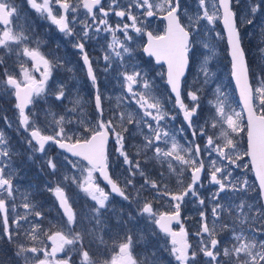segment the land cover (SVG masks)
Segmentation results:
<instances>
[{
	"label": "snow or ice",
	"instance_id": "1",
	"mask_svg": "<svg viewBox=\"0 0 264 264\" xmlns=\"http://www.w3.org/2000/svg\"><path fill=\"white\" fill-rule=\"evenodd\" d=\"M241 3L242 0H195L193 9L186 0H107V3L105 0H27L29 7L41 19L54 24L79 54L93 90L97 113L95 122L81 118L83 100L77 93L70 100L72 107L66 108L64 114L45 110L52 132L45 134L37 124V113L27 109L41 99L47 103L49 96L64 103L68 98L66 85L56 81L53 88L49 82L54 71L65 67L66 62L57 56L49 58L51 54L42 52L41 40L34 38L35 30L30 25L14 23L19 10L13 0H0V88L10 90L15 98L19 128L28 133L27 158L34 160L37 153L45 156L47 146L55 144L63 153L70 154L64 156V161L73 170L72 175L65 174L62 180H57L55 186L45 184V189L57 201L60 217L57 224L49 222L45 229L41 223L44 214L37 210L28 194L20 204L16 203L19 188L14 185V179L19 170L13 163L17 154L0 131V225L2 235L9 242L21 234L30 242L17 245L16 255L25 264L30 261L71 264V257L57 258L58 253L66 250H78L81 264H95L84 241L91 238L89 243L106 246V232L112 233L113 255L105 264H159L160 248L143 232L137 239L134 228L141 219L147 221L153 236L162 234L166 238L160 247L175 264H264V76L259 77L256 87L250 84L249 66L238 29L239 22L254 26L257 18L264 16V0H247L242 20L238 11ZM111 16L118 18L115 25L109 22ZM153 20L164 25L159 34L149 30ZM221 20L230 48L231 76L243 107L240 111L232 108L222 86L217 85L214 100L209 101L210 116L199 124L203 111L202 88L189 87L186 95L190 103H186L182 78L197 43L211 52L203 37L214 32L217 21ZM101 33L110 37L107 47L102 49V71L105 74L115 71L122 89L116 97L117 111L107 120L99 77L87 50L88 42L98 40ZM132 33L146 37V42L137 48L154 58L156 64L167 66L166 74H161L166 75L165 93L155 92L154 81L148 79L137 62V49L131 46ZM33 43L35 47L31 46ZM261 53L264 54V49ZM12 54L18 62L19 75L8 66L7 60ZM209 58L205 56L200 65L204 84L211 83ZM27 61H31V68L26 66ZM35 72L40 73L39 79ZM173 98V108L167 109L166 104L172 103ZM133 104L135 108L131 107ZM176 109L179 111L175 112ZM245 112L247 149L241 152L237 137L244 130ZM69 113L76 114L77 118H71ZM180 114L183 115L181 125L169 126ZM4 121L12 126L7 117ZM130 125L133 127L129 128ZM125 133L140 137L141 142L135 145V157L128 152ZM177 136L183 137L185 143H180ZM110 139H114L115 152L122 158L127 172L122 181L109 175ZM245 158L248 162L242 163ZM153 160L161 166L167 164V173L161 171L158 179L150 178L143 166ZM59 163L54 157L47 158L49 175H56ZM44 166L41 165V171ZM237 169L254 172L258 181L255 203L250 202L253 197L249 193L256 189L236 174ZM96 173L103 177L110 191L96 182ZM137 177L143 178L138 189ZM173 177L175 188L167 182ZM69 182L93 202L82 212H77L66 191ZM130 189L135 190V196ZM142 191L155 195L149 200L142 197ZM113 195L127 202L130 210L125 213L123 207L112 206ZM160 200L167 205L165 211L155 208L154 202ZM189 203L199 215V227L193 234L195 244L190 243L182 223L183 209ZM113 219L115 228L110 223ZM173 222L180 225L179 231L173 230ZM256 223L260 224L259 228ZM152 225L158 233L151 229ZM137 244L144 247L142 252L134 254Z\"/></svg>",
	"mask_w": 264,
	"mask_h": 264
},
{
	"label": "rangeland",
	"instance_id": "2",
	"mask_svg": "<svg viewBox=\"0 0 264 264\" xmlns=\"http://www.w3.org/2000/svg\"><path fill=\"white\" fill-rule=\"evenodd\" d=\"M16 7L19 10V17L14 19L15 24L19 25H30L34 30V38L38 37L41 40V51L44 52L46 55H49V58H52V56L60 57L62 60H64L66 63L65 67L59 68L54 71V77L53 80H51L49 83L52 85V87H55V82L60 81L63 82L66 85V91L68 94V98L64 100L63 104H60L59 102H56L54 100V96H49L47 99V103L45 100L41 99L36 103L32 108L30 109V112L37 113L38 120L37 124L38 126L44 131L45 134H52L51 129L49 128V120L45 118L44 112L45 110H50L52 112L57 113L58 115L64 114L66 108H71L72 104L70 103V100L78 93L79 96L83 100V112L81 114V118L84 120H91L95 122L97 116L93 107V90L91 88L90 82L83 76L80 75L79 72L76 71L75 68L77 67V64L74 60L76 58L75 56V50L71 47L70 43L65 44V47L70 50L66 51L65 53L61 54L57 50H54L52 48H48L47 43V20L41 19L37 13L29 7L27 4V0H13ZM105 3H107V0H105ZM186 3H190L192 5V8H195V0H186ZM247 3V0H242L241 6L239 8V17L242 20L246 8L245 5ZM264 17V16H261ZM260 16L257 18L256 21ZM117 19L115 16L110 17V23L115 25L117 22ZM250 25H248L246 22H239L238 23V29H243L246 31L249 28ZM253 26V25H251ZM152 31L159 34L163 31V27L159 22H152L149 26ZM249 31V30H248ZM219 33V35H217ZM248 34L247 32H244ZM134 37V41L132 42L131 46L136 49L137 45L143 43L142 37H137L135 33H132ZM242 37V34H241ZM204 40L207 41L211 52L208 49H205L203 47L202 43H197L195 45V51H193L190 54V66L188 70V74L186 76V79H184V87H185V94H187V90L189 87L195 89V88H202V91L200 92V101L202 105V113L201 117L198 120L199 124H202L204 120L208 119L210 116L211 106L209 104L210 100H214V90L217 87V85L222 86L223 91L227 95V103L234 108L236 111H240V107L236 98V94L232 85V82L229 78V67H228V60L226 58V52L227 50L223 45H221V42L223 44V33L222 29L219 26V21H217L215 25V31L210 33L208 36L203 37ZM110 39L109 36L105 33L100 34V38L98 40H91L93 42V46L96 47V53L98 56V59L102 61V64L104 65V61L102 59L103 57V50L107 47V40ZM32 47H35V44L33 43L31 45ZM205 56H209L210 58L207 61V68L209 72L212 74L211 76V83L204 84V74L200 71V65L204 61ZM137 62L140 64V66L143 68L144 72L148 74V79L154 81L155 84V92L157 94H163L165 93V78L164 74V68L160 66H156L153 64L151 60H147L144 58V56L141 53V48H138V51L136 52ZM9 59H12L13 65H17V71L16 74L19 75V65L16 61L15 54H12ZM9 59L7 61H9ZM23 59V58H22ZM27 67L31 68V61H27L26 64ZM71 68L72 71H68V69ZM100 73H102V77L104 81L108 84V87L101 90L103 93L105 104L103 105L105 112H107V109L109 110L108 116H112L114 112L117 111L116 109V97L121 94V87L116 79V72L113 71L110 74H105L102 71V68H99ZM35 77L37 79L40 78V73L35 72ZM2 79V77H0ZM252 86L256 87L259 83V77L256 75L254 77V80L252 81ZM10 91V90H9ZM6 91L5 89L0 88V98L5 104H0V115L1 120L0 122H4V117H7L9 121H11L12 126L11 128L14 130V134L16 136V142H15V150H13L17 155L14 157V163L13 167L18 169V174L16 175L14 179V185L19 188V192H17V199L16 203L20 204L23 200V196L25 194L29 195V199L32 203L37 205V210L43 212L44 214V220L41 222L42 226L47 229L49 227V222H52L53 224H57L59 222V215H58V206L57 201L55 197L48 192L45 189V184H51L52 186H55V183L57 180H62L63 176L65 174L72 175L73 170L71 168V165H66V162L64 161V156L62 153L57 151L54 148V144H51L50 146H47V155L41 156V154L37 153L35 154L34 160H29L27 158L28 156V150L25 143V139L28 137V133L25 132L23 129L19 128L18 124V115L15 112L14 103L13 100H11V104L9 103V97L10 92ZM185 98L187 100V95H185ZM165 100H167V96L165 95ZM188 101V100H187ZM190 103V101H188ZM132 108H135V105L133 104L131 106ZM167 109H172L173 104H166ZM15 114L16 117H12V115ZM118 114V112H117ZM69 116L73 119L77 118L76 114L69 113ZM174 123V122H172ZM71 127L75 128V125H72ZM133 126H129V128H132ZM179 125H177V128ZM242 127L243 131L240 133V135L237 137L240 151H245V124L244 119L242 120ZM9 129L8 124L4 123V129ZM3 129V128H2ZM81 131L83 130V127L81 126ZM211 129H209V132L211 133ZM10 133V131H8ZM127 136V145L129 149V154L135 157L136 153V147L135 145L139 144L140 137L139 136H132L130 133H125ZM177 139L180 141V143H185L184 139L180 136H177ZM114 140V139H113ZM203 143V141H202ZM201 143V144H202ZM152 153L150 152L149 155ZM48 157H54L57 161L60 163L58 164V172L55 176L49 175V170L46 168V160ZM137 159H140V157H136ZM73 159V158H72ZM75 160V159H74ZM247 158L244 159L242 163H247ZM123 163V162H122ZM41 165L44 166V170L41 171ZM145 168V171L152 179H158L160 172L164 171L167 173V164L161 166L157 164L154 160L150 161L143 165ZM123 171H121L120 176H126L127 172L125 170V167L123 166ZM125 173V174H124ZM79 175V173H76ZM236 174L241 176V179L246 178L248 180V183L253 186V188L256 189L254 180L252 178L251 170H242L237 169ZM206 179V177H205ZM169 183V186L172 188H175L176 186V178L173 177L171 180L167 181ZM143 183L142 177H137L136 179V187L137 189L140 187V185ZM66 191L68 192V195L71 198V201L74 204L75 209L77 212H82L85 209L86 205H90L93 202L89 200L87 197L84 196L82 192L79 191V189L76 187V185L71 184L70 182L66 185ZM131 195L135 196V190H130ZM155 193L149 192V191H142V197H146L147 199L151 200ZM207 195V193H205ZM253 199L250 201L252 203H255L258 200V193L257 189L256 191H251L249 193ZM191 204V203H190ZM155 207H157V211L159 209L167 208V205L164 203L163 200H160L159 202H154ZM192 205V204H191ZM116 209L122 208L119 201L118 204H113ZM127 208L125 209V213L130 210L128 204L126 205ZM193 206V205H192ZM19 211L23 213V208H20ZM209 215H210V207L208 209ZM109 216H111V213H109ZM29 219H33V217H30ZM182 223L184 224L185 228L190 227L191 230H197L199 227L198 221H199V215L198 213L193 209L187 216L182 217ZM192 221V222H191ZM110 223L113 228H115V220H110ZM257 228L260 227L259 223H256L255 225ZM28 225H25V228H27ZM150 226L148 225L147 221L144 219L139 220V222L136 224L134 231L137 233V239L139 238L140 232H143L149 241L154 242L157 247L160 248V251L158 255H164L167 252L163 250L161 245H163L162 238L157 235L153 236L151 234V231L149 230ZM152 230L155 229V226H151ZM55 230V229H53ZM137 230V231H136ZM23 230H21L22 232ZM223 234V233H222ZM226 236L227 234L224 233ZM91 238H86L84 243L86 249L89 251L90 256L95 261V264H105V261L110 260V256L113 255L112 251V233L106 232L104 234V240L107 242V245H99L98 242H92L89 243ZM14 241L16 244V250L17 245L20 243L29 244L30 242L25 238L23 234H21L18 237H14ZM43 246V245H41ZM50 248V244L48 245ZM143 244H137L136 248L134 250L136 253L142 252L143 250ZM78 248V246H77ZM151 250V249H150ZM99 255V256H97ZM40 257L43 258L42 253L40 254ZM71 257V264H81V258L79 255V251L70 252L66 250L65 252H61L57 254L58 259H68ZM21 261L25 264V261L22 257H20ZM29 264H36L35 261H30ZM159 264H163L162 261H159Z\"/></svg>",
	"mask_w": 264,
	"mask_h": 264
},
{
	"label": "flooded vegetation",
	"instance_id": "3",
	"mask_svg": "<svg viewBox=\"0 0 264 264\" xmlns=\"http://www.w3.org/2000/svg\"><path fill=\"white\" fill-rule=\"evenodd\" d=\"M156 21L159 22L162 27H164L163 23L161 21H159V20H153L152 22H156ZM219 26H220V24H219ZM47 27H48L47 28L48 34L46 33V36H47V43H46V45H47V47L48 48H52L54 50H57L61 54L65 53L66 51H70V50H68L65 47V44L69 43L68 40L63 36V34H61V33L58 32L56 26L54 24H52L50 21H47ZM149 30H151L150 27H149ZM242 32H243V30H240V35H241ZM142 38L144 40L143 43L146 42L145 37H142ZM136 49L138 51V48H136ZM87 50L89 52L90 58L93 61V66L97 70V74H98L99 81H100V85H101V90H103L106 87H108V84L104 81V79L102 77V73H100V71H99V68H103V64H102V61H100L98 59V56H97V53H96V47L93 46V42L92 41H89L88 42V44H87ZM141 53H142V48H141ZM75 56H76V58H74V60H75V62L77 64V67H78V68H75L76 71L79 72L81 76L85 77L88 80L87 74H86V69L83 66V62L80 59L79 54L75 52ZM144 58H146L147 60H151L153 62V64H154V61H153V59L151 57H145L144 56ZM7 63H8V66L10 67V69H15V71H17V65H13L12 59H9V61H7ZM156 66H160V67L164 68V66H161V65H156ZM53 77H54V73H53ZM165 87H167L166 84H165ZM183 87H184V81H183ZM184 89H185V87H184ZM165 91H166V88H165ZM185 95L186 94L184 92V98H185ZM11 100H13V103L15 105L14 96L10 92V97H9V100H8L10 104H11ZM185 102L188 103V101L186 100V98H185ZM0 104L1 105L2 104H5L1 100V98H0ZM104 104H105V101L103 100V105ZM172 104L174 105V101L172 102ZM94 106H95V102H94V98H93V107ZM15 112L17 113L16 109H15ZM107 112L109 113V110L108 109H107ZM107 112H105V110H104V119H106V120L111 117V116H108V113ZM175 112H178V111L175 110ZM95 113H96V109H95ZM96 116H97V113H96ZM12 117L14 118V117H16V115L13 114ZM0 120H1V115H0ZM182 122L183 121H182L180 115H178L177 116V119L174 121V123L170 124L169 126H173L174 125L175 127H177V125L180 126ZM4 123H5V121L3 123L0 122V131H3L4 132L5 136L7 137V139L9 140V142L11 144L12 149L15 150L16 136L13 135L14 134V130L11 127H9V129H7V128L4 129ZM8 131H10V133H8ZM188 136H189V138L191 137V132L190 131L188 132ZM201 143H202V141H201ZM108 150H109V153H110V155H109V163H110L109 175H111L113 179L122 181L124 179V177H125V176H123V177L120 176L121 171L124 172L122 158H118V156H117V154L115 152V145H114V140L113 139H110V142H109V145H108ZM128 152H129V149H128ZM95 176H96V182L100 185V187L104 188L105 191H110V189L107 186V184H105L98 177V174L97 173L95 174ZM118 201H119L121 207H123L125 209L127 208V206H126L127 205V202L122 201L120 197L113 195L112 205L113 204H116V203L118 204ZM156 202H159V201H156ZM155 208L157 209V207H155ZM165 210H166V208L159 209V211H165ZM192 210H193V206L190 203L187 204L185 206V208L183 209L182 217L187 216L189 214V212H191ZM179 227H180L179 224H175L173 226L174 231H179ZM185 229L189 233V241H190V243L195 244L196 240H195L193 234L196 232V230H191L190 227L185 228ZM155 231L158 233V230H155ZM158 235L162 238L163 243H165L166 242V238H164L162 234H158ZM222 236H225L224 233L222 234ZM140 251H142V250L140 249ZM135 253H136V251H135ZM97 256H99V255H97ZM111 256H110V258H111ZM159 256L161 257L160 260L162 261L163 264H169V262H171V264H175V262L168 255V253H166L164 255H159Z\"/></svg>",
	"mask_w": 264,
	"mask_h": 264
},
{
	"label": "trees",
	"instance_id": "4",
	"mask_svg": "<svg viewBox=\"0 0 264 264\" xmlns=\"http://www.w3.org/2000/svg\"><path fill=\"white\" fill-rule=\"evenodd\" d=\"M249 30V31H248ZM247 32L248 34L244 33ZM242 32V47L245 52L247 64L249 66L250 79L264 76V17L255 21L254 26ZM221 45L224 46V44ZM15 241L9 242L7 237L2 235V225H0V264H24L20 257L16 255Z\"/></svg>",
	"mask_w": 264,
	"mask_h": 264
},
{
	"label": "water",
	"instance_id": "5",
	"mask_svg": "<svg viewBox=\"0 0 264 264\" xmlns=\"http://www.w3.org/2000/svg\"><path fill=\"white\" fill-rule=\"evenodd\" d=\"M220 24H221V27L223 28V32H224L225 39H226L227 55H228V58H229V61H230V71H231V63H232V62H231L230 48H229L228 40H227V33H226V31L224 30V25H223L222 20L220 21ZM145 39H146V37H145ZM143 54H144V53H143ZM144 56H145V57H148L146 54H144ZM151 58H152V57H151ZM152 59H153V61H154V64H156L155 59H154V58H152ZM245 59H246V58H245ZM156 65H163V64H156ZM163 66H164V68H165V74H166V72H167V66H166V65H163ZM187 69H188V67H187L186 70H185V76H186ZM230 78H231V81L233 82V85H234V88H235V91H236V94H237V97H238V100H239V103H240V107H241V109H242L243 105H242L241 102H240L239 91H238L237 88H236L235 80L232 78L231 73H230ZM182 79H183V78H182ZM165 80H166V75H165ZM249 82H250V80H249ZM173 99H174V98H173ZM177 110H178V109H177ZM178 111H179V110H178ZM243 115H244L245 122H246V125H247V113L245 112V113H243ZM180 116H181V118L183 119V115L180 114ZM55 147H56L57 150L63 152V151L60 150L56 145H55ZM246 149H247V130H246ZM64 154L70 156V154H68V153H64ZM251 172H252V171H251ZM97 174H98L99 178H100L105 184H107V183L104 181L103 177H101V176L99 175V173H97ZM252 174H253V179L255 180L256 185H257V187H258V181H257V179H256V176H255L254 172H252ZM107 186H108V185H107ZM108 187H109V186H108ZM109 189H110V187H109ZM174 224H175V222H173V224L171 225V227H172Z\"/></svg>",
	"mask_w": 264,
	"mask_h": 264
}]
</instances>
